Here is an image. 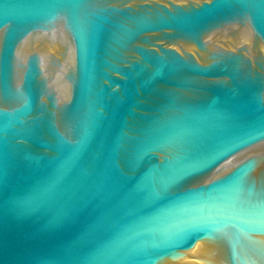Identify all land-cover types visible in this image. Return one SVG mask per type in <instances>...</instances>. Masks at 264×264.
<instances>
[{
  "label": "water",
  "instance_id": "water-1",
  "mask_svg": "<svg viewBox=\"0 0 264 264\" xmlns=\"http://www.w3.org/2000/svg\"><path fill=\"white\" fill-rule=\"evenodd\" d=\"M0 264H264V0H0Z\"/></svg>",
  "mask_w": 264,
  "mask_h": 264
}]
</instances>
